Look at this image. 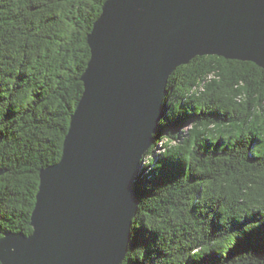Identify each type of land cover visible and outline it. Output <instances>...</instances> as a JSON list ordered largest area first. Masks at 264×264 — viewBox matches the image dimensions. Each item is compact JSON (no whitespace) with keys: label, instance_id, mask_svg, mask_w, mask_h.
<instances>
[{"label":"trees","instance_id":"1","mask_svg":"<svg viewBox=\"0 0 264 264\" xmlns=\"http://www.w3.org/2000/svg\"><path fill=\"white\" fill-rule=\"evenodd\" d=\"M105 1L0 0V237L33 231ZM165 105L123 264H264V68L197 56L169 77Z\"/></svg>","mask_w":264,"mask_h":264},{"label":"water","instance_id":"2","mask_svg":"<svg viewBox=\"0 0 264 264\" xmlns=\"http://www.w3.org/2000/svg\"><path fill=\"white\" fill-rule=\"evenodd\" d=\"M87 40L62 156L40 171L32 233L0 237L1 264H123L169 77L203 55L264 68V0H106Z\"/></svg>","mask_w":264,"mask_h":264},{"label":"rangeland","instance_id":"3","mask_svg":"<svg viewBox=\"0 0 264 264\" xmlns=\"http://www.w3.org/2000/svg\"><path fill=\"white\" fill-rule=\"evenodd\" d=\"M189 128H190V126H187L185 130H188ZM164 140H165V139H163V140L161 141V143L158 145V147H157V149H156L157 153H159V151H162V150H163L164 146L162 145V142H163Z\"/></svg>","mask_w":264,"mask_h":264}]
</instances>
